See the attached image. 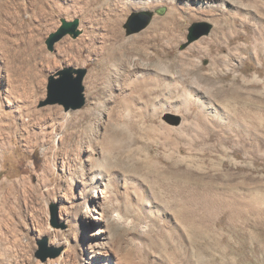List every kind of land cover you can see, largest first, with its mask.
<instances>
[{
  "label": "rangeland",
  "instance_id": "obj_1",
  "mask_svg": "<svg viewBox=\"0 0 264 264\" xmlns=\"http://www.w3.org/2000/svg\"><path fill=\"white\" fill-rule=\"evenodd\" d=\"M258 1L0 0V264H264Z\"/></svg>",
  "mask_w": 264,
  "mask_h": 264
},
{
  "label": "water",
  "instance_id": "obj_2",
  "mask_svg": "<svg viewBox=\"0 0 264 264\" xmlns=\"http://www.w3.org/2000/svg\"><path fill=\"white\" fill-rule=\"evenodd\" d=\"M165 13H166V9H162L158 11V14L161 16L165 15ZM144 16L145 17L143 18L142 23L137 28H135V30H133L134 32H140L145 28H147L154 18L153 13H145ZM78 27H79L78 20H76L75 22H67L63 20L62 27L60 28V30L52 34L47 42L49 49L53 50L54 45L68 35L76 39L81 34V32L78 30ZM211 29H212L211 26L208 24L202 23L200 25H196L191 30L189 43H193L199 40L200 38H202L203 36L209 35ZM74 74H77L78 77L74 78L73 77ZM86 74H87L86 70L66 69L58 74L59 76H61L60 80L55 79V77H51L49 81V89L51 90V92H53V94L55 93L57 85H59L62 81H68L70 83L72 95L75 98H73L71 101H68L67 99L61 97L55 98V96H52L51 99L45 103V105L61 104L65 107L66 111H69L70 109L72 110L82 109L85 105V97L83 95L84 92L83 80ZM60 253L61 250L56 254H53L52 258H57L60 255Z\"/></svg>",
  "mask_w": 264,
  "mask_h": 264
},
{
  "label": "bare ground",
  "instance_id": "obj_3",
  "mask_svg": "<svg viewBox=\"0 0 264 264\" xmlns=\"http://www.w3.org/2000/svg\"><path fill=\"white\" fill-rule=\"evenodd\" d=\"M248 2H250L251 3V5L252 6H257L258 4H259V1L258 0H248ZM263 6V5H262ZM259 7V6H258ZM262 9H264V7H262ZM117 36V35H116ZM142 39H146V37H144V36H141V37H138V38H135V39H133L132 41H133V43L134 44H138L139 42H141V40ZM132 43V44H133ZM262 49H264L263 47H262ZM262 49L260 48V50L262 51ZM257 102V101H256ZM247 107H249V106H247ZM254 110V109H253ZM258 111V110H257ZM249 112V111H248ZM260 125H263L262 123L260 124ZM98 177V176H97ZM263 193V192H262ZM204 207V206H203Z\"/></svg>",
  "mask_w": 264,
  "mask_h": 264
}]
</instances>
